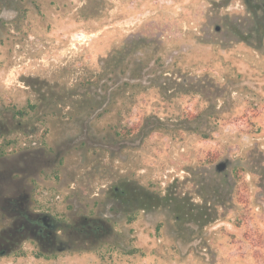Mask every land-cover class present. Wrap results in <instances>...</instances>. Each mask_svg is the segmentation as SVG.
Returning <instances> with one entry per match:
<instances>
[{"label":"rangeland","instance_id":"374dc122","mask_svg":"<svg viewBox=\"0 0 264 264\" xmlns=\"http://www.w3.org/2000/svg\"><path fill=\"white\" fill-rule=\"evenodd\" d=\"M256 14L246 0H0V197L71 226L129 180L205 212L127 209L115 238L47 251L27 237L0 264H264Z\"/></svg>","mask_w":264,"mask_h":264},{"label":"flooded vegetation","instance_id":"af4514ba","mask_svg":"<svg viewBox=\"0 0 264 264\" xmlns=\"http://www.w3.org/2000/svg\"><path fill=\"white\" fill-rule=\"evenodd\" d=\"M246 1L248 4H253L257 11L259 25L264 30V0ZM259 11L262 12L261 16L258 15ZM4 178V169L1 167L0 182H3ZM118 189L116 187L112 193L107 192L106 212L99 213L91 219L87 215L79 216L76 219L77 225L81 220L83 225H78L77 230L72 233L69 232L68 225L58 217L29 210L27 196L23 193L8 198L2 195L0 197V255L17 248L19 243L27 237L32 238L47 251L72 248L84 241L95 243L106 237L115 238L110 219L116 218L124 210L131 209L132 204H137L135 199L128 198L125 189L122 191ZM5 212L12 219V225L8 227L4 226ZM88 221L92 223L91 228H89ZM61 229L67 233L68 239L65 241L58 234Z\"/></svg>","mask_w":264,"mask_h":264},{"label":"trees","instance_id":"16d2710c","mask_svg":"<svg viewBox=\"0 0 264 264\" xmlns=\"http://www.w3.org/2000/svg\"><path fill=\"white\" fill-rule=\"evenodd\" d=\"M28 106H23L22 108L17 109L16 114L21 117L27 115L28 114L27 109H29L30 107L34 108L35 104H33L32 102H29ZM10 129H11L10 126L6 125L2 121V119H0V133L8 132ZM237 170L238 168L234 170V174L236 177H237ZM116 187H118L119 188L118 190H121V191L122 189H125V192L128 195V198H131V199L133 198L137 201V204H132V208L138 207L141 209L149 210V209H153L155 207L162 206V205H171L174 209L177 220H187L191 218H193L194 220L196 219L199 220V219L204 218L205 212L202 210H199V207L192 208V206L190 205V201L187 198L173 197L169 194L162 195L154 190H150L148 188H145L139 185L135 181H129V180H120L119 182H116L114 185L111 186V188L109 189V192L112 193L113 191H115ZM135 218H136V215L129 216L130 221H133ZM81 221L78 222V225L82 224ZM87 223L89 225V228H91L92 226L91 221H88ZM78 225H77V222L71 226L68 225V229L70 230L69 232L70 233L75 232V230H77L78 228L77 227ZM160 226L161 225H158V227Z\"/></svg>","mask_w":264,"mask_h":264},{"label":"water","instance_id":"95a60500","mask_svg":"<svg viewBox=\"0 0 264 264\" xmlns=\"http://www.w3.org/2000/svg\"><path fill=\"white\" fill-rule=\"evenodd\" d=\"M219 165H220V167H223V165H225V164H224V162H222V163H220ZM219 165H218V166H219ZM220 167H219V168H220Z\"/></svg>","mask_w":264,"mask_h":264}]
</instances>
